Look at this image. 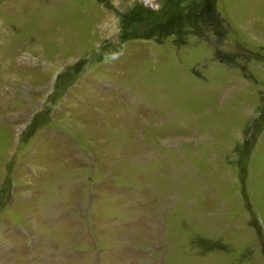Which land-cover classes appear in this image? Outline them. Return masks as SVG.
Instances as JSON below:
<instances>
[{
	"label": "rangeland",
	"instance_id": "obj_1",
	"mask_svg": "<svg viewBox=\"0 0 264 264\" xmlns=\"http://www.w3.org/2000/svg\"><path fill=\"white\" fill-rule=\"evenodd\" d=\"M0 264H264V0H0Z\"/></svg>",
	"mask_w": 264,
	"mask_h": 264
}]
</instances>
